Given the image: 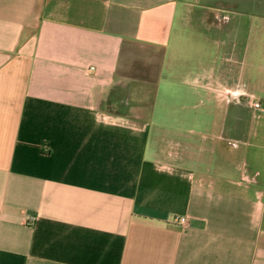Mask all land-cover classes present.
Masks as SVG:
<instances>
[{
    "label": "crops",
    "instance_id": "0c3cea01",
    "mask_svg": "<svg viewBox=\"0 0 264 264\" xmlns=\"http://www.w3.org/2000/svg\"><path fill=\"white\" fill-rule=\"evenodd\" d=\"M0 264H264V0H0Z\"/></svg>",
    "mask_w": 264,
    "mask_h": 264
},
{
    "label": "built area",
    "instance_id": "2783aa9c",
    "mask_svg": "<svg viewBox=\"0 0 264 264\" xmlns=\"http://www.w3.org/2000/svg\"><path fill=\"white\" fill-rule=\"evenodd\" d=\"M253 107L254 108H260V105H259V103L258 102H254L253 103ZM176 222H178V223H184L185 221H186V219H185V217H175V219H174Z\"/></svg>",
    "mask_w": 264,
    "mask_h": 264
}]
</instances>
